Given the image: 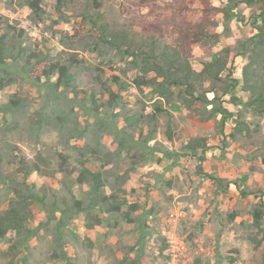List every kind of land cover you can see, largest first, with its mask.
<instances>
[{"label":"rangeland","instance_id":"obj_1","mask_svg":"<svg viewBox=\"0 0 264 264\" xmlns=\"http://www.w3.org/2000/svg\"><path fill=\"white\" fill-rule=\"evenodd\" d=\"M207 1L214 10L205 0H41L37 14L26 0H0L12 52L66 64L78 84L76 94L51 88L55 78L37 86L28 78L43 65L20 54L14 84L0 91V108L13 94L23 103L0 111V217L11 198L29 217L0 243V264H264V215L255 216L264 212V111L245 106L236 86L257 9ZM199 31L194 69L228 50L230 72L197 85L192 108L173 97L153 115L156 93L133 83L154 76L143 72L152 40L181 50ZM111 76L127 85L112 86L118 103L103 85ZM243 122L246 135L236 129ZM196 137L208 140L202 163L200 150L184 155ZM80 162L101 173L100 192ZM33 166L39 172L25 177Z\"/></svg>","mask_w":264,"mask_h":264},{"label":"trees","instance_id":"obj_2","mask_svg":"<svg viewBox=\"0 0 264 264\" xmlns=\"http://www.w3.org/2000/svg\"><path fill=\"white\" fill-rule=\"evenodd\" d=\"M57 1L63 2V0ZM232 1L235 7L242 4L249 9H257V13L254 15V20L252 22L255 34L248 40L246 45H243V49H249L248 62L244 64L242 78L237 82L236 86L241 85L242 92L249 95V99L244 105L256 112H262L264 111V0ZM205 2L206 5L209 6L210 11L214 10V7H210L207 0H205ZM25 3L32 12H36L37 14L43 13L41 0H26ZM10 31L16 34L15 28L10 27ZM202 34L203 32L199 31L196 34L189 35L182 45L181 50L163 45L156 39L152 40L151 50L147 54L148 59L143 60V72L144 74H154V76L150 79L142 80L141 82L134 80L133 83L137 86L143 85L151 88L156 93L158 99L154 102L153 115L166 112L163 108L162 101L168 102L173 97H177L187 109L192 108L197 99L195 96L197 85L219 81L224 72H230V53L228 50H223L214 60L204 61L201 71L194 69L191 64L190 53L192 52V46L194 44H199ZM117 39L118 37L113 34L109 36V42L115 46L118 42ZM138 49H140V47ZM158 50H160L159 54L156 53ZM20 54H23L27 58L28 63L35 61V65H43L41 74L38 76H29V74L27 75L26 73V77L29 76V81L35 83L37 86H43L46 81L55 78V82L49 84L51 88L57 91L63 87L64 89H71L75 94L78 92L76 75L71 72L68 65L62 64L59 61L55 62L52 59H48L45 54H38L27 49H20L17 54H14L12 49L8 46L4 35L0 36V71L3 75L0 77V91L14 84L15 80L12 76L15 70L14 66ZM133 56H135L134 53ZM10 59L12 61L11 65L8 64ZM76 63L79 62L76 61L75 64ZM35 65H33V67ZM32 70L33 68L31 71ZM228 77H230V75H228ZM43 79H45V81H43ZM103 85L105 91L109 95V103H118L121 99L119 92H123L127 89V85L119 76H111ZM112 86H116L119 89L117 94L113 92ZM22 105V101L17 98L16 94H13L9 102L0 108V111L8 113L20 108ZM224 113L231 116L226 110H224ZM236 129L243 135L248 134V127L244 122L237 123ZM168 135L172 138L170 133ZM183 149L185 151L184 155L200 150L202 154L198 159L202 163L206 160L205 154L209 150L208 140L204 137L192 138ZM63 160L65 161L66 158L63 157ZM86 163L87 162H80L81 176L91 179L97 192H100L104 187L102 175L100 172L93 173L86 167ZM32 172H39V169L33 166L24 176L28 177ZM201 172L208 177H212V175L206 174L204 171ZM217 182H219V180ZM29 198L39 200L41 203L45 201V197H41L37 194L30 195ZM75 205H80V202L76 201ZM263 215L264 212L260 211H257L255 214L257 220H261ZM28 220L29 217L26 214L25 207L17 202L15 198H11L8 210L0 217V243L6 239L9 234L24 230ZM116 264H126V259H122Z\"/></svg>","mask_w":264,"mask_h":264},{"label":"crops","instance_id":"obj_3","mask_svg":"<svg viewBox=\"0 0 264 264\" xmlns=\"http://www.w3.org/2000/svg\"><path fill=\"white\" fill-rule=\"evenodd\" d=\"M242 4H240L239 6H241ZM243 7H246L245 5H243ZM247 8V7H246ZM247 9H249V8H247ZM241 86V85H240ZM241 89H242V86H241ZM245 94V93H244ZM248 95V94H247Z\"/></svg>","mask_w":264,"mask_h":264}]
</instances>
